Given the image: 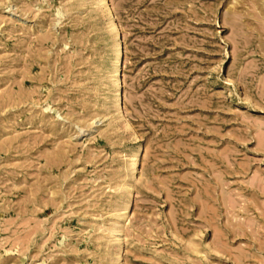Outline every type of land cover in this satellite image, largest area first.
Masks as SVG:
<instances>
[{"label": "rangeland", "instance_id": "374dc122", "mask_svg": "<svg viewBox=\"0 0 264 264\" xmlns=\"http://www.w3.org/2000/svg\"><path fill=\"white\" fill-rule=\"evenodd\" d=\"M0 264H264V0H0Z\"/></svg>", "mask_w": 264, "mask_h": 264}, {"label": "bare ground", "instance_id": "6f19581e", "mask_svg": "<svg viewBox=\"0 0 264 264\" xmlns=\"http://www.w3.org/2000/svg\"><path fill=\"white\" fill-rule=\"evenodd\" d=\"M101 1H104V0H101ZM104 3H106V2H104ZM120 46V45H119ZM121 54H122V51H121V48H119L118 49V52H117V55H116V61L118 62L119 61V58H120V56H121ZM118 71V68L116 67V69H115V72H117ZM114 72V73H115ZM117 98H119V92H118V96H117ZM139 153V152H138ZM135 156V155H134ZM133 159V165L135 166L136 164H137V161H138V154H136V156L134 157V158H132ZM136 167V166H135ZM131 187V186H130Z\"/></svg>", "mask_w": 264, "mask_h": 264}]
</instances>
